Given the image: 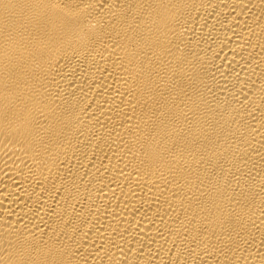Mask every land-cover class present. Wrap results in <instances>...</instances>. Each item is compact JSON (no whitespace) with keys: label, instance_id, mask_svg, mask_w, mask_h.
I'll use <instances>...</instances> for the list:
<instances>
[{"label":"bare ground","instance_id":"bare-ground-1","mask_svg":"<svg viewBox=\"0 0 264 264\" xmlns=\"http://www.w3.org/2000/svg\"><path fill=\"white\" fill-rule=\"evenodd\" d=\"M0 264H264V0H0Z\"/></svg>","mask_w":264,"mask_h":264}]
</instances>
